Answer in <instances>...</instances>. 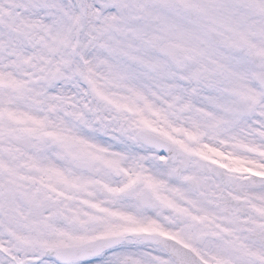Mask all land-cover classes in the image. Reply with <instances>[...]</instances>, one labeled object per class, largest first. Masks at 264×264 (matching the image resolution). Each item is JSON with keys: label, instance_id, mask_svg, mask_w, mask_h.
Segmentation results:
<instances>
[{"label": "snow or ice", "instance_id": "1", "mask_svg": "<svg viewBox=\"0 0 264 264\" xmlns=\"http://www.w3.org/2000/svg\"><path fill=\"white\" fill-rule=\"evenodd\" d=\"M0 264H264V0H0Z\"/></svg>", "mask_w": 264, "mask_h": 264}]
</instances>
